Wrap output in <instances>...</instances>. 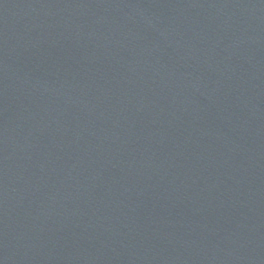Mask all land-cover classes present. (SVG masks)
<instances>
[{"label": "water", "instance_id": "obj_1", "mask_svg": "<svg viewBox=\"0 0 264 264\" xmlns=\"http://www.w3.org/2000/svg\"><path fill=\"white\" fill-rule=\"evenodd\" d=\"M0 264H264V0H0Z\"/></svg>", "mask_w": 264, "mask_h": 264}]
</instances>
